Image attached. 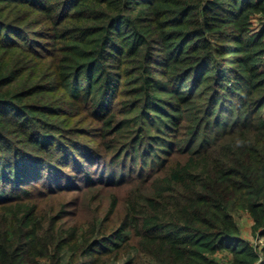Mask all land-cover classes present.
Masks as SVG:
<instances>
[{"label": "trees", "instance_id": "1", "mask_svg": "<svg viewBox=\"0 0 264 264\" xmlns=\"http://www.w3.org/2000/svg\"><path fill=\"white\" fill-rule=\"evenodd\" d=\"M262 240L264 0H0V264H264Z\"/></svg>", "mask_w": 264, "mask_h": 264}, {"label": "rangeland", "instance_id": "2", "mask_svg": "<svg viewBox=\"0 0 264 264\" xmlns=\"http://www.w3.org/2000/svg\"><path fill=\"white\" fill-rule=\"evenodd\" d=\"M70 200H71V198L69 197L68 201H70ZM79 208L80 207L78 206V207H75V209H71V214L73 215V218H74L72 221V224L77 222V221H79L81 223H86V222L90 221L93 217L92 211H84V210L81 211V209H79ZM239 223L242 226L244 238L250 239V240L255 242V239L252 238L251 234H250L251 223L248 220V218L245 216L244 218H242L239 221ZM256 243L262 246L264 244V240L257 241ZM263 261H264V258H263Z\"/></svg>", "mask_w": 264, "mask_h": 264}, {"label": "clouds", "instance_id": "3", "mask_svg": "<svg viewBox=\"0 0 264 264\" xmlns=\"http://www.w3.org/2000/svg\"><path fill=\"white\" fill-rule=\"evenodd\" d=\"M239 143V142H238Z\"/></svg>", "mask_w": 264, "mask_h": 264}]
</instances>
